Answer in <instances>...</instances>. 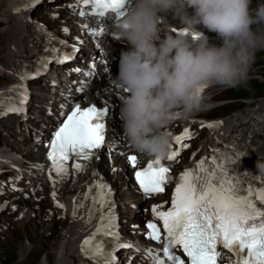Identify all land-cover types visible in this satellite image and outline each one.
<instances>
[{
  "label": "clouds",
  "instance_id": "obj_1",
  "mask_svg": "<svg viewBox=\"0 0 264 264\" xmlns=\"http://www.w3.org/2000/svg\"><path fill=\"white\" fill-rule=\"evenodd\" d=\"M250 4L130 0L111 25L109 35L124 47L117 72L103 89L118 101L127 145L164 159L172 147L171 124L191 119L206 106L202 85L226 88L246 80L256 52L264 50V4L254 10ZM168 18L179 22V31L172 30ZM204 29L216 33L220 44L211 43ZM254 167L264 176V157Z\"/></svg>",
  "mask_w": 264,
  "mask_h": 264
},
{
  "label": "snow or ice",
  "instance_id": "obj_2",
  "mask_svg": "<svg viewBox=\"0 0 264 264\" xmlns=\"http://www.w3.org/2000/svg\"><path fill=\"white\" fill-rule=\"evenodd\" d=\"M83 2L92 4L95 8L113 10L118 18L130 0H83ZM172 30L177 31L175 28ZM184 31L187 34V29ZM69 58L61 57L57 62L62 63ZM46 68L47 62L44 63L43 70ZM203 87L202 85L201 88ZM25 98L26 93H22L21 105ZM7 111H22V108L9 107ZM108 112L107 107L81 108L79 104L72 109L53 133L49 144L50 173L55 172L57 177L65 176L68 171L67 161L70 158L76 161L72 164L74 172L85 170V162L95 155L94 150L100 149L105 141V125L102 121ZM208 127L213 125L209 124ZM189 135V130L185 128L181 135L174 137L180 147L175 151H169L167 160L176 159L180 150L189 146L181 143L189 138ZM217 152L218 150L213 152L210 160L204 157L179 175L172 194L171 206L167 211L160 210L162 205L152 206L153 216L163 225L165 233L163 248L155 252L140 246L137 248L144 251L153 260V264H166V261L168 264H185V260L175 253L174 250L177 248L182 250L188 264H218L221 257L219 246L235 255L236 259L231 264H264V181L260 187L254 188L252 182L247 179V173L241 175L236 171L238 159L245 154L244 152H235V159L227 152L219 155ZM128 160L133 165L136 164L134 155H130ZM135 179L147 197L162 193L164 186L172 177L169 168L161 163V159L156 158L142 170L136 171ZM254 179L257 177H253ZM93 186L97 188V195L91 197L93 203L86 222H91L97 203L101 210L100 222L92 235L81 243V251L93 259L104 257L103 264H112L115 257L105 251L102 241H96L98 234L112 237L114 240L119 239V234L115 231L111 189L107 184L96 182L95 185L89 186V191L84 194L85 199L91 195ZM52 195L55 197V192ZM77 207L79 206L74 203L73 217L76 215ZM105 208L108 209L106 213ZM146 227L149 229L146 234L148 238L154 241L161 240L160 228L156 223L150 221ZM120 247L131 245L118 243L115 245V248ZM159 252H162V257Z\"/></svg>",
  "mask_w": 264,
  "mask_h": 264
},
{
  "label": "bare ground",
  "instance_id": "obj_3",
  "mask_svg": "<svg viewBox=\"0 0 264 264\" xmlns=\"http://www.w3.org/2000/svg\"><path fill=\"white\" fill-rule=\"evenodd\" d=\"M10 1H12L13 3L16 2V4H20V8L23 10V15L21 17L19 15H14L11 13L12 7L15 4L6 8L2 15L5 18L7 27L5 30L0 29V35L2 36V39H4L9 44L11 50H13L14 52L25 54L31 60L36 53L34 45L29 44L27 35L31 32V27L33 26V22L29 18V16L31 15L28 14L27 10V3L31 0ZM4 5H6V1L0 0V6ZM76 7L79 8V0H74L73 5L69 8V13H72V15L69 16L68 19H70L71 21H76V19L78 18L76 14ZM10 39L13 40L12 43H10ZM15 56L19 55L16 54ZM15 61H17V59H15ZM32 62L39 63L40 57L36 55ZM2 67L3 66L0 65V69H2ZM38 94L41 95L42 93ZM248 104L249 105L245 109L233 112L226 118H220L214 121H210L209 124L213 123L214 125L213 127H209L205 139L196 142V136L189 135V138L183 140L182 144L190 141L195 145V150L192 158L197 159L200 155H212V152L218 150L219 147H223L228 142H230L231 137L227 134H231L234 131H237L238 135L243 140L254 141L253 144L257 147L251 149V151L254 152L257 159L264 157V98L257 101L253 100ZM251 125L254 126L252 128H249L248 126ZM256 128L258 132L256 131ZM3 140H5V137L1 136L0 145H4ZM9 155V151L7 152L6 150V153H4L0 157V179L5 178L9 171V167L10 172L12 171V169H14L13 164L6 159V157ZM242 159L243 164L247 162V167L249 169V173L247 176L248 181L252 182V186L254 188L260 187L262 181H264V176L256 173L254 164L257 159L248 161L246 153L243 155ZM191 163L193 162L185 163L181 169L185 168ZM253 177H257V179L253 180ZM92 179L96 180V182L102 183L105 179V176L103 175L102 171L94 174L91 178H85L83 175L73 176L72 182L70 183L69 180H67V185L65 186V189L67 191L73 190V192L67 198L58 196L51 201L50 206L54 207L55 210L60 214V222L64 215L68 216L69 219L67 225L61 228L62 230L59 231L60 236L57 237V240L59 238V241L56 244L55 255L53 258L55 260H53V264H101L99 257L93 259L90 256L84 255L81 251V243L85 240V238L90 237L95 231L98 223L100 222L101 216L100 205L99 203H97L91 222H86L88 219L86 213L89 214V210L92 207L93 203L91 197L97 195V189L95 188V186H93L91 188V195L88 199H85L84 194L89 191V186L95 185L92 183ZM1 188H4V186H0V189ZM2 193H8V191L5 190L1 192V194ZM115 195L116 192L111 193V203L114 204H116V201L114 200ZM12 203L13 206H10L7 213L4 211L5 204L0 210V221L1 217L6 214V217L4 218L2 225L0 226V232L4 228L12 227L13 224L17 226L24 224L28 227V225L30 226L31 222H33L35 228L40 227L43 229V231L46 230V226L50 223H52L51 227H53L55 222L52 217L54 216L55 211L52 214H49L46 211H40L39 209H35L33 207L27 208V203H18L16 202V200H13ZM74 203L79 206L76 208L75 217H73ZM57 205H63V207H59ZM107 211L108 209L105 208L104 212L106 213ZM125 212L128 213L127 207H125ZM50 216L52 217L50 218ZM46 239H48V236ZM161 246L162 243L155 241L152 250L155 251ZM48 259L49 258L45 255L44 264L49 263Z\"/></svg>",
  "mask_w": 264,
  "mask_h": 264
},
{
  "label": "rangeland",
  "instance_id": "obj_4",
  "mask_svg": "<svg viewBox=\"0 0 264 264\" xmlns=\"http://www.w3.org/2000/svg\"><path fill=\"white\" fill-rule=\"evenodd\" d=\"M47 6L48 5L45 6L43 4H40L37 7V9L35 8L36 10L34 9L35 10L33 12L34 16H36L38 19L44 20L52 24L55 27H58V22L51 19L54 15V12L53 11L51 12V16H50L51 18H50L48 12L51 10ZM254 60L259 63L258 65H260V66L257 65L256 67H253L251 65V69L256 68L254 74L258 75L256 77L257 81L256 82L250 81L245 84L247 90L244 96H251L252 99H255L257 101V100H262L264 98V56L255 55ZM3 85L4 83H2V81L0 80V86ZM38 86L39 85L37 84L36 87ZM236 91H237L236 89H233L232 91L229 92V94L235 93ZM223 94L224 92L220 95V97ZM243 105L244 104L241 102L239 104H232L227 108H225L224 110L218 109L214 112H210L208 114V117H216L218 115L224 116L226 114H230V112L233 109L235 108L240 109L241 106ZM12 123H13L12 120H3V121L0 120V126L2 127H9L10 124ZM190 153L191 151L189 150L187 153H185V157L188 158ZM120 195H122L121 190H120ZM122 204L123 202L120 203V206L125 211L126 205L124 204L122 205ZM33 205L31 207H33ZM41 205L43 207L46 206V208H48L50 206V202L47 199H44L42 200ZM46 208H44V210ZM128 213L129 214L126 213L124 214V218L130 215L129 211ZM64 224L65 223H63L62 221L60 222V220L59 222L55 220L53 227H51V223H50L46 226V230L43 231V229L40 227H36L37 228L36 229L33 222H31L30 226L28 225V227L25 226L24 224L23 225L21 224L22 226L21 225L17 226L13 224L12 227H9L6 230L1 231L0 232V264H44L45 255L49 258L48 259L49 263L46 264H53L54 263L53 260H55L53 258L55 255L56 244L59 241V238L57 240V237L60 236L59 231L62 230L61 228H63ZM47 236L48 239H46Z\"/></svg>",
  "mask_w": 264,
  "mask_h": 264
}]
</instances>
